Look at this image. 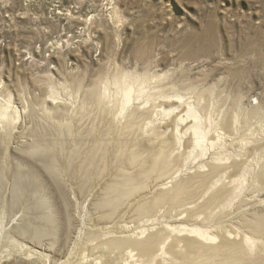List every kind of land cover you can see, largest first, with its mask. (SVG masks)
Segmentation results:
<instances>
[{"label": "rangeland", "instance_id": "1", "mask_svg": "<svg viewBox=\"0 0 264 264\" xmlns=\"http://www.w3.org/2000/svg\"><path fill=\"white\" fill-rule=\"evenodd\" d=\"M0 166V264H264V0H0Z\"/></svg>", "mask_w": 264, "mask_h": 264}, {"label": "bare ground", "instance_id": "2", "mask_svg": "<svg viewBox=\"0 0 264 264\" xmlns=\"http://www.w3.org/2000/svg\"><path fill=\"white\" fill-rule=\"evenodd\" d=\"M95 92V91H94ZM94 92H92V94H89L88 95V99L90 98H93V93ZM97 95V94H96ZM95 97V96H94ZM92 125V124H91ZM68 134V133H67ZM69 136V135H68ZM56 138V137H55ZM78 138V137H77ZM165 140V139H164ZM199 141V140H198ZM43 145V144H42ZM47 145H48V143H47ZM104 145V144H103ZM120 145V144H119ZM55 146V145H54ZM164 146V145H163ZM30 147V146H29ZM28 147V148H29ZM36 147H38V149H39V147H40V144L38 145V146H36ZM35 146H34V148L37 150V148H36ZM44 147V146H43ZM31 148V150L33 149V147L31 146L30 147ZM53 148V147H52ZM165 149H166V147H164ZM41 149V148H40ZM39 149V150H40ZM56 149V148H55ZM97 149V148H96ZM30 150V149H29ZM35 150V151H36ZM58 150V149H57ZM34 151V150H33ZM122 151V150H121ZM159 151V150H158ZM45 152V151H44ZM164 152V151H163ZM163 152L161 151H159V153H157L156 155H155V157L153 158V160H152V162H151V166H150V164H148L149 166H150V168H149V170L147 171L149 174H150V172H154V171H157V169H160L162 166H163V164H164V161H163ZM166 152V151H165ZM27 153V152H26ZM39 153H42V151L41 152H39ZM24 154H25V152H24ZM31 154V153H30ZM46 154V153H45ZM72 154V153H71ZM27 155V154H26ZM44 156H46V155H44ZM168 156V155H167ZM153 157V156H152ZM120 158V157H119ZM127 158V157H126ZM164 158H166V156L164 157ZM53 159V158H52ZM52 159H50L47 163H46V165H45V163H44V166H45V168H46V171H48V173H50V174H55V172H54V170L56 171V169H54L53 168V166L56 164L55 162H54V160H52ZM90 159H92V158H90ZM130 159H131V157H130ZM134 160H135V158H133ZM165 160V159H164ZM40 161V160H39ZM44 161V162H45ZM92 161V160H91ZM166 161H167V159H166ZM55 164H54V163ZM93 162V161H92ZM150 162V161H149ZM136 163V162H135ZM42 164V163H41ZM52 164H53V166H52ZM133 164V163H132ZM90 165V164H89ZM102 165H103V163H102ZM126 165V164H125ZM3 166V165H2ZM88 166V165H87ZM92 166V165H91ZM142 166V165H141ZM1 167V166H0ZM89 167V166H88ZM120 167V166H119ZM5 168V167H4ZM93 168V167H92ZM91 169V168H90ZM5 170V169H4ZM82 171V170H81ZM97 171H98V169H97ZM161 171V170H160ZM159 171V172H160ZM165 171V170H164ZM87 172V171H86ZM100 172V171H99ZM158 172V171H157ZM4 173V171L2 172V174ZM79 173V172H78ZM91 173V172H90ZM163 173H165V172H163ZM2 174H1V171H0V187H1V185H2V182H3V178L2 177H4V176H2ZM73 174V173H72ZM80 174V173H79ZM121 174V173H120ZM154 174V173H153ZM48 175V174H47ZM58 175V174H57ZM71 175V174H70ZM94 175V174H93ZM140 175V174H139ZM147 175V174H146ZM34 175H32L31 173H27L26 175H25V173H24V176H23V174L21 175V174H13L12 175V183H13V194H12V200H11V203L13 204L14 203V200H15V202L16 203H19L20 201H21V199L23 198V197H21L22 195H21V192H22V190L24 189V191L27 189H33V191H37L39 188H40V186L38 187L37 186V184H36V180H33L34 179V177H33ZM50 176V175H49ZM92 176V175H91ZM127 176V175H126ZM126 176H123V182L120 184L118 181V185H116L115 184V186H112L113 188H109V189H111L112 190V192H114V197H112V199H110V200H108L107 202H104L103 204L105 205V207H106V205L108 206V207H110V208H112V207H116V206H118V202L121 200V199H123L124 200V197L126 198V196H128V195H131V192L133 191V190H135V187H134V180H133V178H131V177H127L126 178ZM159 176V175H158ZM125 177V178H124ZM160 177V176H159ZM121 178V177H120ZM119 178V179H120ZM38 180V179H37ZM121 180V179H120ZM205 180V179H204ZM122 181V180H121ZM141 183V182H140ZM42 183L40 182V185H41ZM38 187V189H37V187ZM137 186V185H136ZM142 186V185H141ZM84 188H86V187H84ZM107 188V187H106ZM180 188L181 189H183L184 187H182V186H180ZM41 189V188H40ZM40 189H39V191H40ZM108 189V190H109ZM114 190V191H113ZM57 191V190H56ZM59 192H61V191H59ZM180 192V191H179ZM133 193V192H132ZM182 193V192H181ZM181 193H179V195H183V194H181ZM221 193V192H220ZM46 194V193H45ZM35 195V194H34ZM36 195H39V192H38V194H36ZM41 195H42V193H41ZM40 195V196H41ZM44 195V194H43ZM191 195V194H190ZM46 196V195H45ZM44 196V197H45ZM106 196H107V194H106ZM105 196V197H106ZM108 196H109V192H108ZM1 197V196H0ZM175 197V196H174ZM107 198V197H106ZM173 198V197H172ZM179 198V197H178ZM46 199V198H45ZM108 199V198H107ZM106 199V200H107ZM44 200V199H43ZM105 200V201H106ZM167 200H169L168 199V195L167 194H160L159 195V197L156 199V200H154L155 202V205L154 206H156L158 203H164V201H167ZM172 200V199H171ZM175 200H177V199H175ZM214 200H215V198H212V199H210L209 200V203L210 204H212L213 202H214ZM42 199L40 200V204L38 203L37 204V207L39 208V207H42V206H45L46 207V205H47V203L46 202H44V201H42ZM46 201V200H45ZM173 201V200H172ZM1 202V201H0ZM170 202V201H169ZM157 203V204H156ZM48 204H49V202H48ZM48 206V205H47ZM101 206V205H100ZM152 206H153V204H152ZM207 206V205H206ZM214 206V205H213ZM103 207V206H102ZM148 208V207H147ZM147 208H144V209H140V213H145V212H147L149 209H147ZM157 208V207H156ZM43 209H45L44 207H43ZM155 209V208H154ZM153 209V210H154ZM0 210H3L2 209V206H0ZM38 210V209H37ZM45 210H47V208L45 209ZM152 211V210H151ZM28 213V212H27ZM48 213V212H47ZM52 213V212H51ZM53 214V213H52ZM148 214V213H147ZM45 215V214H44ZM142 215V214H141ZM145 215V214H144ZM50 216V215H49ZM52 218V217H51ZM45 219H47V220H49L48 218H47V216L45 215V216H43V220H44V223H45ZM53 221V220H52ZM42 224V223H41ZM27 225V224H26ZM44 225V224H43ZM54 226V225H53ZM32 227V226H31ZM23 227H21V229H22ZM25 228L27 229V227L25 226ZM25 228H24V230H25ZM29 228V227H28ZM34 228V227H33ZM44 228V227H43ZM42 228V229H43ZM32 229V228H31ZM36 229V228H35ZM40 230V229H39ZM56 230V229H55ZM29 231V229L26 231V232H28ZM32 231V230H31ZM41 231V230H40ZM22 232H23V230H22ZM25 232V233H26ZM260 232V231H259ZM261 232L262 233H264V228L261 230ZM43 233V232H42ZM34 234V233H33ZM38 234H40V232L38 233ZM38 234L36 235L37 237H38ZM41 235V234H40ZM204 235H202V237H203ZM205 237H206V235H205ZM204 237V238H205ZM207 239V238H206ZM210 240V239H209ZM225 242V241H224ZM156 243H157V237H155V236H151V237H149L147 240H145V241H143V242H131V241H111L110 242V245L112 246V247H114V248H123V247H126V246H129L130 248L131 247H133V248H136V249H138L139 251V253L141 252L143 255H145V256H149L151 253L153 254V252H154V250H155V248H156ZM187 245H189V247L190 248H192V244H191V242H188L187 243ZM193 249V248H192ZM113 250V249H112ZM123 251V250H122ZM151 254V255H152ZM186 254V253H185ZM142 255V256H143ZM150 255V256H151ZM215 255H218L219 257H220V259H222L223 261H230L232 264H242V263H244L243 262V255H242V251H241V249L238 247V245H236V244H223L221 247H216V248H213V249H211V251H210V255H209V257L211 258V257H213V256H215ZM141 256V257H142ZM200 257V256H199ZM200 259V258H199ZM144 260V259H143ZM179 260H180V258H179ZM181 260H182V263L183 264H188V262H189V257L187 256V255H182L181 256ZM191 260V259H190ZM212 260V259H211ZM219 260V259H218ZM229 262V263H230ZM190 263V262H189Z\"/></svg>", "mask_w": 264, "mask_h": 264}]
</instances>
